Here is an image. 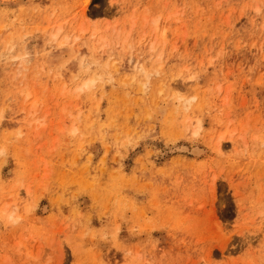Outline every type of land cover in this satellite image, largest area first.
I'll return each instance as SVG.
<instances>
[{"label":"rangeland","instance_id":"374dc122","mask_svg":"<svg viewBox=\"0 0 264 264\" xmlns=\"http://www.w3.org/2000/svg\"><path fill=\"white\" fill-rule=\"evenodd\" d=\"M0 264H264V0H0Z\"/></svg>","mask_w":264,"mask_h":264},{"label":"bare ground","instance_id":"6f19581e","mask_svg":"<svg viewBox=\"0 0 264 264\" xmlns=\"http://www.w3.org/2000/svg\"><path fill=\"white\" fill-rule=\"evenodd\" d=\"M60 30V29H59ZM57 33H55L54 35H56ZM7 42V41H6ZM20 58H22V57H20ZM23 59V58H22ZM27 59V58H26ZM20 61V60H19ZM24 61V63H25V60H23ZM28 61V60H27ZM21 63H23V62H21ZM21 63H19V64H21ZM19 64H18V66H19ZM21 66V65H20ZM27 68V67H26ZM17 70H18V72H21V71H24L25 72V68H24V66H22V67H18L17 68ZM36 71V70H35ZM94 79L96 80V77H94ZM93 78L90 80V81H88V82H86L85 83V87H90L92 84H93V80H94ZM74 131V130H73ZM6 207V206H5Z\"/></svg>","mask_w":264,"mask_h":264}]
</instances>
